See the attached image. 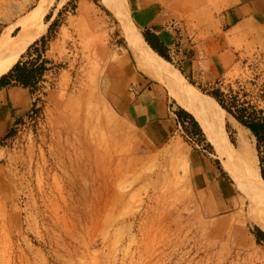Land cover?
Returning a JSON list of instances; mask_svg holds the SVG:
<instances>
[{"label":"rangeland","instance_id":"1","mask_svg":"<svg viewBox=\"0 0 264 264\" xmlns=\"http://www.w3.org/2000/svg\"><path fill=\"white\" fill-rule=\"evenodd\" d=\"M39 1L0 0V35ZM62 1L19 58L46 37L50 62L33 106L0 135V264H264L258 231L264 228L250 218L249 199L201 127L180 118L182 107L139 69L118 18L101 0ZM126 2L132 26L145 39ZM193 2L198 20L211 10L218 20L240 0ZM230 35L236 56L216 79L204 69L189 77L166 53L203 94L221 80L223 89L239 90L264 109V17ZM136 77L162 88L177 108L181 146L151 148L123 110L122 99L136 93ZM226 119L234 142L238 130L249 140L264 180L255 137L232 115ZM189 149L215 161L231 200L227 210L202 205L190 178Z\"/></svg>","mask_w":264,"mask_h":264},{"label":"crops","instance_id":"2","mask_svg":"<svg viewBox=\"0 0 264 264\" xmlns=\"http://www.w3.org/2000/svg\"><path fill=\"white\" fill-rule=\"evenodd\" d=\"M130 7L134 24L158 36L166 52L192 78L197 69H204L206 75L216 79L233 64L236 56L231 29L244 31L249 24L264 17V0H240L233 7H226L218 20L214 10L206 19L198 20L194 15L198 6L193 0H130ZM135 82L134 86L147 88L137 90L136 87V93L122 99L121 105L151 142V148L185 143L179 133L181 121L177 108L163 95L162 88H150L145 78L136 77ZM33 100L30 88L21 85L0 88V135L30 111ZM188 162L192 185L200 192L206 210L225 211L231 207V200L222 187L224 178L215 161L200 150L189 149Z\"/></svg>","mask_w":264,"mask_h":264},{"label":"bare ground","instance_id":"3","mask_svg":"<svg viewBox=\"0 0 264 264\" xmlns=\"http://www.w3.org/2000/svg\"><path fill=\"white\" fill-rule=\"evenodd\" d=\"M118 18L139 69L159 82L169 95L199 123L217 157L250 202V218L264 228V180L245 134L238 130L234 142L227 131L226 111L195 88L170 62L160 56L131 24L126 0H101ZM64 1L40 0L0 35V77L16 64L28 45L47 28V13ZM18 27L16 30L15 28Z\"/></svg>","mask_w":264,"mask_h":264},{"label":"trees","instance_id":"4","mask_svg":"<svg viewBox=\"0 0 264 264\" xmlns=\"http://www.w3.org/2000/svg\"><path fill=\"white\" fill-rule=\"evenodd\" d=\"M143 35L154 51L158 52L166 60H171L166 53V46L158 36L150 31L143 32ZM46 49L47 40L43 36L28 48L26 54L22 55L21 59L16 62L8 73L0 77V88L10 85H21L30 88L31 92L34 93L38 83L42 80L44 73L48 69L46 64L50 62L49 59L44 57ZM33 50L37 52L36 57H31ZM240 93L239 90H234L232 87H229L228 91H226L222 87L221 80H217L212 86V90L206 94L217 102L228 114L232 115L240 124L250 130L256 139V148L260 161L263 162L264 109L252 104L250 100L244 98L246 94L241 95ZM179 116L180 118H190L200 128L194 117L185 109L181 108L179 110ZM258 231L260 233L259 235L264 239V231L260 228H258Z\"/></svg>","mask_w":264,"mask_h":264},{"label":"water","instance_id":"5","mask_svg":"<svg viewBox=\"0 0 264 264\" xmlns=\"http://www.w3.org/2000/svg\"><path fill=\"white\" fill-rule=\"evenodd\" d=\"M149 44V43H148Z\"/></svg>","mask_w":264,"mask_h":264}]
</instances>
